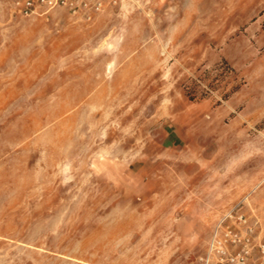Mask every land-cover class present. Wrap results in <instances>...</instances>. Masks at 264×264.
Instances as JSON below:
<instances>
[{
    "label": "rangeland",
    "instance_id": "obj_1",
    "mask_svg": "<svg viewBox=\"0 0 264 264\" xmlns=\"http://www.w3.org/2000/svg\"><path fill=\"white\" fill-rule=\"evenodd\" d=\"M0 0V264H264V0Z\"/></svg>",
    "mask_w": 264,
    "mask_h": 264
},
{
    "label": "built area",
    "instance_id": "obj_2",
    "mask_svg": "<svg viewBox=\"0 0 264 264\" xmlns=\"http://www.w3.org/2000/svg\"><path fill=\"white\" fill-rule=\"evenodd\" d=\"M111 1L117 3V0ZM14 4L17 12L25 17L33 15L39 9L51 11L66 8L73 14L81 13L88 20L104 8L103 0H14Z\"/></svg>",
    "mask_w": 264,
    "mask_h": 264
}]
</instances>
